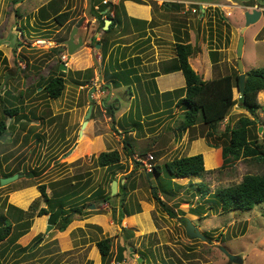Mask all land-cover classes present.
I'll list each match as a JSON object with an SVG mask.
<instances>
[{"label":"rangeland","instance_id":"1","mask_svg":"<svg viewBox=\"0 0 264 264\" xmlns=\"http://www.w3.org/2000/svg\"><path fill=\"white\" fill-rule=\"evenodd\" d=\"M51 1L55 0H0V119L4 118V108L18 107L19 110L16 117L6 120L7 125L12 124L8 131L10 135L0 141V179L12 173L18 175L14 181L0 185V217L5 216L13 225L12 237L0 247L2 264H102L95 244L104 238L111 240L108 264H117L120 247L125 248L124 260L118 262L120 264H236L229 261L221 249L237 256L242 264H264V203L252 210L221 213L215 197L209 195L201 200L195 188L188 186L191 182L202 181L213 193L217 188L239 183L246 174L263 173L264 165L245 159L221 169V155L213 151L206 168L204 157L209 149L206 142L199 140L191 144L205 131L201 125L189 130L182 144L167 153L165 149L169 147L170 140L181 134L179 126L183 107L172 104L169 111L144 117V112L138 111L141 108L136 107L143 104L144 95H135V104L131 99L137 88L134 81L131 82V93L121 84L110 82L107 87L105 71L99 63L100 47L96 48L88 39L94 32L89 22L87 26L91 30L87 29L84 36L87 44L83 43L71 55L67 53L65 42L72 33V27H76L85 14L86 0H56L53 8L46 9ZM130 1L151 7L152 23L141 30L133 26L127 30L114 29L112 34L105 36H101L102 29L96 31L100 35L95 39L103 38L104 42H109L107 49L112 48L109 51L112 56H143L146 59L145 71H155L160 64L156 63L157 60L169 63L172 59L177 39L193 46L190 61L193 70L200 77L207 70L216 78L238 72L236 44L242 36L243 73L264 69V0ZM172 5H177L178 9ZM42 8L50 16L55 11L68 10L71 22L63 26L52 20L41 23L38 12ZM253 10H260L261 18L244 29V13ZM85 19L77 29L85 27ZM36 39H48L54 44L61 42L64 45L60 51L54 49L58 47L56 44L49 50L34 49L31 44ZM77 52L78 63L72 68H81V72L93 68V77L87 83L84 76L71 71L69 57ZM62 55L67 58L64 64L67 71L61 75L58 66L62 63ZM50 74L64 78L65 90L59 99L46 98L38 88ZM74 81L85 83L78 86ZM115 85H120V88H115ZM145 97L147 114L154 111L151 106H156V102L161 105L159 97ZM238 97L236 91L235 100ZM257 100L264 107L262 96H257ZM173 101L175 103L176 99ZM116 102L119 106H115L118 108L113 110V115L125 114L123 120L128 124L125 130H119L121 127L115 125L116 118L108 110V106L116 105ZM90 106L88 122L81 129ZM129 109L130 115L127 114ZM262 113L261 110L257 113L260 121H257L256 133L260 139L264 132ZM139 116L144 118L139 119ZM241 116L252 118L238 106L237 101L218 131L222 132L227 125L233 126ZM137 122L141 125H134ZM124 142L136 155L133 159L127 157ZM113 150L119 152L120 164L108 169L99 167L96 162L98 153ZM197 154H203L205 174L202 179H175L174 184L181 189L168 184L166 173L147 175L139 163L135 164L136 159L145 160L148 155L153 156L152 166H163L175 158ZM157 177L162 179L163 187H173L169 191L171 196L162 193L161 199L186 222L169 218L156 205L152 192L158 182ZM113 180L117 181L116 194L119 192L118 182H126V189H121L120 193V196L127 195L122 202L123 210L130 214L147 208L149 210L144 212L149 213L150 221L146 215L142 223L133 222L132 216L125 217L120 209V196L110 195L107 203H103L101 198L90 197L97 190L107 194ZM39 185H45L51 201L42 199L37 189ZM65 188L67 194L74 192L77 197L71 195L72 200L68 199L64 206V215H60V220L46 233L45 218L50 214L37 217L36 212L41 208L50 211L49 205L54 206L53 203L64 200L61 192ZM134 189L137 191L132 192ZM26 200L27 203L23 202ZM82 203L90 205H86L81 214H73L71 209ZM9 205L22 206L27 210L24 219H32V230H28L25 223L17 225ZM91 205H94L93 209ZM69 213L71 223L62 230V219ZM95 217L101 220L89 223ZM188 221L204 239L190 238L186 234ZM0 223L5 225V222ZM123 227L127 230H121ZM139 258L142 261H138Z\"/></svg>","mask_w":264,"mask_h":264},{"label":"trees","instance_id":"2","mask_svg":"<svg viewBox=\"0 0 264 264\" xmlns=\"http://www.w3.org/2000/svg\"><path fill=\"white\" fill-rule=\"evenodd\" d=\"M56 1V0H55ZM55 1L49 2L47 8L54 6ZM103 0H88L90 13L97 23L96 31H100L104 27V19L110 18L108 11H112L113 4H102ZM98 6V10H95V7ZM164 7L169 8V5H164ZM175 9H178L177 5H172ZM43 9V8H42ZM42 9L40 10L42 12ZM44 10V9H43ZM106 11V12H105ZM70 17V12L66 11H55L53 14V22L57 25L63 26ZM111 19V24L109 25L106 31H103V36L110 35L112 30L115 27L121 25L119 17ZM91 42L94 44H99L100 49V58L103 59L108 55V45L109 42H104L103 38L96 40L91 38ZM61 43V42H60ZM62 47L59 45L54 48L56 51H60ZM55 51V50H54ZM174 51L175 56L172 58L169 63L163 68L161 72L163 74L172 73V72H181L185 86L183 88L174 90L172 92L163 93V98L168 102V106L174 103L176 99V105L183 107V114L181 119V124L179 126L180 131L191 130L198 125H201L205 128L202 136L205 139V142L209 148L221 149V158L222 166L221 169L232 166L234 162L239 160H248V162L264 165V132L262 138L260 139L257 135V121L258 120V111L261 110L264 112V107L261 106L257 100L258 93L264 90V69H252L245 73L244 80V91L243 93L239 92V71H235L232 74H227L219 76L210 80H203L191 67L189 63V58L193 55L194 48L189 43L182 42L181 40H175L174 42ZM111 54V52H110ZM1 56V51H0ZM77 76H84V81L87 83L90 78L93 77V68L87 69L84 72L77 71L73 72ZM126 71L117 72L115 76L112 77V82L118 84V82H125L127 85V90H130L132 81L129 79V76L125 75ZM62 75L63 72L60 71ZM159 75L156 73L153 75L151 83L155 85L154 77ZM135 79L139 83V77L135 74ZM85 82L74 81L78 86H83ZM117 87V85H115ZM41 92L48 99H59L64 90L65 82L64 78L59 75H48L43 82V86H39ZM234 90L238 93V99H234ZM157 93V91H156ZM154 97V96H152ZM153 99V98H152ZM238 101V106L247 111L252 118L246 116H241L233 124V126L224 127L222 132H219V126L229 115L230 110ZM115 104L108 106L109 113L113 115V110L115 109ZM4 118L0 119V136H3L7 133L12 124L7 125L6 120L13 119L19 114L18 107H10L3 109ZM159 111H155V114ZM148 115V114H147ZM141 119V116H139ZM132 125V124H131ZM134 125H141V122L134 123ZM124 150H126L127 157H133V152L130 151V148H127L126 143L124 142ZM213 153L209 151L204 157V166L208 168V158ZM136 161V160H135ZM97 165L99 167L108 169L115 167L120 164L121 156L118 151H102L98 153L96 158ZM139 162L136 161L137 165ZM140 165V164H138ZM203 166V157L201 154L193 156H182L175 158L170 162H165L163 166L155 165L153 166V174L159 176L162 172L166 173L165 178H167L168 184H172L173 187L181 189L178 184H174L175 179H183L195 177L202 179L205 174ZM16 173L8 174L3 176V178L12 176ZM149 175V174H147ZM30 177V176H29ZM156 187L153 189L152 198L155 201L156 205L159 207L161 212L165 213L169 218H178L181 222H186V220L178 217L177 211H175L170 206L166 205L164 201L161 200L160 195L163 193L166 196H171L170 190L173 188L165 186L163 187V181L157 177ZM119 192L113 197L120 196L121 189H126V182L120 184L118 182ZM189 187H194L197 192L198 197L203 200L205 197L212 195L215 197L220 204L221 213H230L234 211H247L252 210L254 206L264 203V172L261 174H246L243 176L242 180L234 185L227 187H220L214 190L211 193V190L204 182H199L193 184L192 182L188 184ZM38 191L40 196L46 202L51 201L45 192V185H39ZM169 189V190H168ZM73 192H71L72 195ZM64 200L57 201L53 205H49V210L47 208H41L37 210V216H43L53 213L57 209H61V217L64 215V206L67 203L68 199L72 200L70 194H67L66 188L61 192ZM90 197L101 198L100 200L103 203H107L110 199V191L107 194H102L97 190L96 193L90 195ZM121 199V210L126 216H130L123 209V203L127 195L120 196ZM82 203L79 207H74L71 209V212H76L81 214L83 209L86 207ZM33 207V206H31ZM11 212L14 211L15 220L17 218L15 210L19 213V218H17V225L23 226L24 223L29 229L31 221L24 219L22 216L25 213L24 211L9 205ZM202 209V208H201ZM193 214H196L194 211ZM66 215V214H65ZM198 216V215H196ZM60 217V218H61ZM22 218V219H21ZM60 220V219H59ZM58 220V221H59ZM30 221V223H28ZM57 221V222H58ZM0 222H5V225L0 223V247L1 245L9 240L12 237L13 225L5 216L0 217ZM56 222V223H57ZM71 223V213L66 215L62 219L61 229L65 230L67 226ZM15 225V226H17ZM126 228H122V230ZM95 246L97 247L100 259L102 264H108L109 255L111 249V240L110 238H104L96 242ZM124 247L118 248L117 261L122 262ZM0 264H2L1 259V250H0Z\"/></svg>","mask_w":264,"mask_h":264},{"label":"crops","instance_id":"3","mask_svg":"<svg viewBox=\"0 0 264 264\" xmlns=\"http://www.w3.org/2000/svg\"><path fill=\"white\" fill-rule=\"evenodd\" d=\"M116 1H117V3H116ZM116 1L113 4L112 11L115 13V19L117 17H119V20L121 21V25L118 26V27H115V29H124V30H127V28H130V27L133 26L135 29H140L141 30V29H145V28H147L148 26L151 25V23H152V19H151V17H152L151 7H148V6H145V5H141V4H137V3H134V2H132L130 0H123V1L116 0ZM186 3H190L191 4V2H186ZM207 5H213L214 6L215 4H212V3L209 4L208 3ZM45 8L48 9L49 7L48 8L45 7ZM45 8H43L44 10L42 9V12L41 11L38 12V18H39V21L41 23H47L50 20H52V18H53V15L50 16ZM135 10H138L139 13L138 12H135ZM202 11L203 10L201 9V12ZM84 13L85 14H83V16H81L79 20H84V18H87V19H85L86 20L85 27H87V28L82 27L80 29H77V36H74V42H75V44H77L78 43V40H80V39L82 40V43L87 44V40H85L86 38L84 36L86 34L87 29H90L91 30V28H88V26H87V23L88 22L91 24L92 29H94L93 34L91 36H89L88 39L90 40L92 37L95 38L98 35H100L99 32H96L97 23H96V21L95 22L93 21L95 19L92 17V15L90 13V8H89V2H88V0H86V6H85V12ZM70 22H71V19L69 17V20L65 24L70 23ZM72 28L74 29L75 27H72ZM261 28H262V26H261ZM102 30H103V28H102ZM110 34H112V32ZM102 35H103V33H101V36ZM257 35H256V37H257ZM69 38H70V36H69ZM46 40H48V39H46ZM67 40H69V39H67ZM67 40H66L65 44L67 43ZM255 41H256V39H255ZM55 44H56V46L57 45L58 46L59 45L60 46L64 45V43L62 44L60 42L59 43H55ZM19 45H21V44H19ZM95 45H99V44H95ZM109 46H110V44H109ZM100 49H101V47H100ZM110 50L112 51V48ZM110 50H108V52ZM160 50H162V49H160ZM78 53L79 52H77L73 56H70L69 57V64L71 65V71H80V70H82L81 68H77V69L72 68V67H74V65H76L78 63V61H77V55H78ZM243 53H244V47H243L242 55H243ZM174 56H175V54L173 55L172 58H174ZM99 61H100L99 62L100 65L102 64L101 66H103V69L105 71L104 80H106L107 87L109 86L108 83L112 82V77L115 76V73L120 72V71H122V72H124V71L128 72L125 75L127 76V74H128L129 79L131 81H134V84L137 85V88L133 91L134 97H133V95H131V99H133L134 104H135V99L137 98V97H135V95H137V94L138 95L139 94H143L144 95L143 104L140 105V103H139L138 105H136V107H140L141 108L138 111H140L142 113L144 112V117L147 116V110H148V105L146 103V97H145V95H147V96H153L154 95V97H156L155 99H157L159 97L160 98L159 100H162L160 106L157 105L158 102H156V106H154V105L151 106V108L154 109V111L152 110L148 114V116H151L152 114H155V111L156 110L159 111V112L164 113L166 111H169L172 108L171 106L167 107L168 106V102H165L163 96H160L161 94L167 93V92H172L174 90L183 88L185 86V81L183 80L184 78H183L181 72H172V73H166V74H163L161 72L162 67L164 68L168 64V63H164L162 60H157L156 61V63H160L159 64V69H156L155 71H150V72H146L145 71L146 68H143L146 65V59L143 56H140V55H131V56H124L122 58H116V56H112L110 54V52H109L108 55L103 59V61L101 60V58H100ZM164 61L166 62V60H164ZM190 61H192V58H189V63H190ZM60 64L61 63H59V66H60ZM69 64H68V66H69ZM66 68H67V66H66ZM66 71H67V69H66ZM156 73H159V75H157L156 77H154V82H155V85H154V84L151 83V80L153 78V75H155ZM135 74H136L137 77H139V83L135 79L136 78L135 77ZM180 75L182 77H180ZM107 77H108V79H107ZM201 77H202L203 80L213 79V77L211 76V74H208L207 70L204 72V76L201 75ZM118 84H121V87L127 89V87H126L127 85L125 84V82H118ZM133 86H135V85H133ZM115 88H120V85H117V87L115 86ZM114 90H117V92H120L121 91V89L120 90L114 89ZM156 91H157V93H156ZM128 92L131 93L130 90H128ZM233 93H234V99H235L236 91L234 90ZM258 96H262V98L264 99V90L263 91H260L258 93ZM153 101L154 100H152V103H153ZM116 103L117 104L115 106H119L118 102H116ZM173 105L175 106L176 105V102L173 103ZM103 106H104V102H103ZM161 107H163L164 110H161L162 109ZM117 108L115 107V109H117ZM129 111H130V109L127 111V114L128 115H130ZM138 111H136V112H138ZM145 111H146V113H145ZM262 114H264V112ZM113 116L116 119L113 118V117L111 119H113V121L115 119V121H114L115 122V125L117 127H121V129H119V128L118 129L119 130H125L127 128V126H128V124L124 123V120H123L125 114H120L119 116H117V114H114ZM144 117H141V119L144 118ZM116 126H115V128H117ZM188 132H189V130H184V131H181L180 132L181 133L180 135L178 134V137H176V136L173 137L170 140L169 147H167L165 149V150H168L167 153H171L174 149L178 148L180 146V144H182V141H183L185 135H187ZM184 133H186V134H184ZM199 140H202V141L205 142V139L202 138L199 135V136H197V139H193V141L191 142V144L192 143H195L196 141H199ZM160 150H161V152H163L162 149H160ZM209 151H214V152H217L218 155H221V149L209 148L208 151H207V153ZM134 156H136V155L133 153V157ZM191 156H193V155H191ZM133 157H132V159H133ZM76 185L78 186V183L75 184V186ZM136 191H137V189H134L132 192H136ZM72 194H73L74 197H77V196L74 195L75 194L74 192ZM70 196H71V193H70ZM160 198H161V195H160ZM23 202H26L27 203V200L26 201H23ZM18 209H20V210H22L24 212L25 211L27 212V210L24 209V207H22V206H19ZM147 210H149V209H147V208H146V210L141 209V211L139 209L135 213H130L131 214L130 216H132V221L133 222L134 221L136 222V220H137V221H140V223H142L145 220L143 218L144 215H146L147 216V219L150 221V215H149V213L148 212H144V211H147ZM118 211L120 213V210H118ZM15 213H16V216L19 215L18 211H16V210H15ZM74 213H76V212H73V214ZM24 215L25 214H23V216H22L23 218H24ZM141 215H142V217H141ZM125 217H128V216L125 215ZM45 219L47 220V218H45ZM99 219H100V217L92 218V220H89V223H93L94 221H98ZM29 220L31 221V225H32V219H29ZM41 221H45V220L42 219ZM39 222L40 221H38V223ZM33 224H35V223L33 222ZM31 225L29 227L30 230L33 229ZM141 226H143V225H141ZM140 259L142 261V258H139L138 260H140ZM116 263H118V262H116ZM120 263H122V262H120ZM98 264H100V263L98 262Z\"/></svg>","mask_w":264,"mask_h":264},{"label":"water","instance_id":"4","mask_svg":"<svg viewBox=\"0 0 264 264\" xmlns=\"http://www.w3.org/2000/svg\"><path fill=\"white\" fill-rule=\"evenodd\" d=\"M260 17H261V11L253 10L251 12H245L244 13V18H245L244 29L249 27L250 25L256 23L260 19ZM82 21L83 20H80L78 22V24L76 25V27L72 30V33L70 34V38L66 43L67 53L69 55L73 54L75 52V50H77L79 47H81L83 45L81 39L78 40L77 44H75V42H74V36L77 33V28L82 24ZM110 24H111V20L109 18H106L104 20L103 31H106ZM243 44H244L243 37L240 36L238 39V42L236 44V61H237L238 71L240 72L239 80H238L240 93H243V91H244V80H245V73H243V63H242ZM95 47L99 48L100 45H96ZM59 69H60V71L65 72L67 68L63 63H61L59 66ZM90 113H91V106L89 107V109L87 111V114L85 116V120L82 124L81 129H83L85 127V125L87 124ZM260 129L261 128H259V131H260ZM80 134H81V132H80ZM9 135H10V133L7 132L3 136H0V141L5 139ZM17 177H18V175H12V176H9L6 178H1L0 179V185L8 184V183L14 181L15 179H17ZM116 192H117V181L113 180L111 182V186H110V195L114 196L116 194ZM90 208L93 209L94 205H91ZM61 213H62V210L57 209L52 214H50L48 216L47 226H46V230H45L46 233L50 232L53 229L57 220L60 218ZM185 231H186V234L190 238L204 239L202 237V235L200 234L199 230L196 229L193 225H191V223L189 221L186 223ZM221 250L225 254V256L228 258L229 261L236 263V264H242V261L237 256L228 253L224 249H221ZM138 261H140V260H138Z\"/></svg>","mask_w":264,"mask_h":264},{"label":"built area","instance_id":"5","mask_svg":"<svg viewBox=\"0 0 264 264\" xmlns=\"http://www.w3.org/2000/svg\"><path fill=\"white\" fill-rule=\"evenodd\" d=\"M116 0H103L102 1V4L105 5V4H114ZM95 10H98V6L95 7ZM262 10V9H261ZM106 12V11H105ZM108 14H109V17L110 18H114V12L113 11H108ZM95 22V20H93ZM31 46L34 48V49H45V50H49L51 48L54 47V43H52L51 41L49 40H46V39H36L34 41H32V44ZM61 59V62L63 64H65L67 61V58L65 55H62L60 57ZM140 166L142 167V169L144 170V172L147 174V173H151L153 171V166L152 164H150V161L153 160V156L152 155H148L147 158L145 160H138L136 159ZM117 264H120V263H117Z\"/></svg>","mask_w":264,"mask_h":264},{"label":"clouds","instance_id":"6","mask_svg":"<svg viewBox=\"0 0 264 264\" xmlns=\"http://www.w3.org/2000/svg\"><path fill=\"white\" fill-rule=\"evenodd\" d=\"M260 10H261V9H260ZM260 10H258V11H260ZM105 19H106V18H105ZM109 19H110V18H109ZM110 20H111V19H110ZM152 172H153V171H152ZM152 172H151V173H152ZM147 174H148V173H147Z\"/></svg>","mask_w":264,"mask_h":264}]
</instances>
